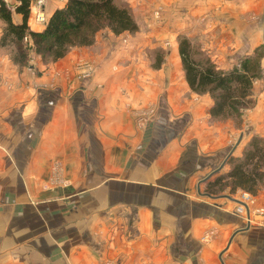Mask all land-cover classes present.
Masks as SVG:
<instances>
[{
  "label": "crops",
  "instance_id": "1",
  "mask_svg": "<svg viewBox=\"0 0 264 264\" xmlns=\"http://www.w3.org/2000/svg\"><path fill=\"white\" fill-rule=\"evenodd\" d=\"M4 1L21 23L19 1ZM66 2L47 0V16ZM191 8L204 29L172 14L165 33H202L223 69L264 43V0ZM32 14L28 25L43 30ZM4 29L0 19V75L11 82L0 78V264H264V214L238 211L241 188L207 191L233 148L242 156L264 137V79L233 143L227 119L211 118V96L185 80L178 43L153 67L144 48L162 42L139 32L124 44L125 33L101 30L36 75L5 56ZM79 59L98 62L92 77L79 78ZM255 197L264 207V184Z\"/></svg>",
  "mask_w": 264,
  "mask_h": 264
},
{
  "label": "trees",
  "instance_id": "2",
  "mask_svg": "<svg viewBox=\"0 0 264 264\" xmlns=\"http://www.w3.org/2000/svg\"><path fill=\"white\" fill-rule=\"evenodd\" d=\"M15 11L23 15L19 24L12 20V10L0 0V19L5 23L1 45L11 42L18 47L21 59L26 57L25 37L33 41L34 51L42 59L56 61L67 55L74 46L90 45L97 32L110 29L119 35L138 31V24L129 6L119 0H67L49 16L43 30H33L28 25L34 0H17ZM179 53L185 79L190 89L198 94L208 93L213 103L209 112L213 120L236 117L254 105V80L262 77L264 46L253 54L240 58L231 69L219 68L199 46L188 37L179 41ZM230 169L208 181L207 191L215 193L230 186L255 195L264 184V137L253 135L244 147L242 156L230 155L226 161Z\"/></svg>",
  "mask_w": 264,
  "mask_h": 264
},
{
  "label": "rangeland",
  "instance_id": "3",
  "mask_svg": "<svg viewBox=\"0 0 264 264\" xmlns=\"http://www.w3.org/2000/svg\"><path fill=\"white\" fill-rule=\"evenodd\" d=\"M35 1L36 0H34L32 5H34ZM119 1L125 2L129 6V8H130L138 26H139L138 31H136L134 33L125 32V34H126L125 37L123 39H121L122 43L128 44L130 39H131L130 36H136L137 33H139V32L140 33L147 32V37L149 36V39H152V41L154 43H156V42L161 43L162 42L161 45H158V46L151 48V49H150L151 44L148 42V45H146V47L144 48V51L142 50L144 52L143 55H145V57L150 60L151 65L153 67H155V66L161 67L162 64L164 62H166L167 57L169 56L170 52L172 51V49L174 47L173 44L178 43V47H179V41L182 37L190 38L196 46H199L201 49H203L207 54H209L211 59L214 61L211 54L204 48L203 44L200 41V36H202V33H197L196 37L188 36L187 32H185L180 27H178L176 29V30H178L177 32L174 31L175 33H174L173 37L171 36V34L165 33V31H168V29L166 28L167 25H166L165 21H167L168 16L170 17L172 14H174L173 17H175L176 20H179L181 17L187 18L188 19L187 21H189V23H191L190 25L193 28V31H195V32H198V31H200V29H204V27H206V25H207L206 22L208 20H207V17H204L205 13L202 14V18H200L201 17L200 16L197 19H195L194 14L192 13L194 9L191 7H192V4H196V0H177L176 1L177 6H172L171 5L172 2L169 0H129V1L128 0H119ZM6 5L8 6L7 3H6ZM32 5H31V13L33 12L32 15L34 16V9H33ZM10 6L11 5L8 6L9 9H10ZM261 9L263 10L262 7H261ZM255 15L258 17V14H255ZM33 23L36 24L37 26L39 24L44 25V26L46 25V23L45 24L38 23L34 17H33ZM169 25H170V23H169ZM208 26H209V24H208ZM170 30H171V27H170ZM103 31H111V30L110 29H103ZM158 31H162L163 35L160 36V34H156V32H158ZM262 31H263V27H261V33H263ZM168 32H171V31H168ZM149 33H151V35H148ZM24 44H25L24 48L26 49V52H27L25 58L21 59V55L19 53L18 47L13 42L9 43V45L7 44L8 47H10V49L7 48L6 49L7 53L5 52L7 55H5V53H4V55L9 58L10 62L13 65L15 64L17 66L16 67L17 71H18V69L22 71L23 69L29 68V70H32L33 72H35L36 75L42 74L43 67L48 66L49 64H51L54 61H52L50 59L44 61L41 56L37 55L34 51L33 41L30 37H27L26 39H24ZM260 45L264 46V43H262ZM260 45H258V46H260ZM257 47L254 48V50L251 54L254 53V51ZM83 60H86V59H79L76 62V66L78 65V63H80ZM238 60H237V62H238ZM86 61L92 62V64L95 67V72H94V74H95L97 71V68H98V62L90 61V60H86ZM261 63H262V68H263L262 77H260L259 79H255L254 83L257 82L258 80L262 81V79H264V56L262 58ZM181 64H182V61H181ZM236 64L237 63H234L229 69H231ZM216 65H217V63H216ZM181 66L183 68V65H181ZM219 68H221V67H219ZM225 70H227V69H225ZM77 71H78V69H77ZM183 72H184V69H183ZM93 75H91L89 77H81L79 75V71H78V76L81 80L86 79V78H90ZM177 75L179 76L180 73H177ZM184 77H185V75H184ZM0 78H1V84L9 87L11 82L7 81L6 79H5V81H3L4 80L3 75H0ZM32 79L33 78L30 77L31 81H32ZM2 81L4 83H2ZM196 94H198V93H196ZM205 94H208V93H205ZM200 95H202V94H200ZM252 107H250V108H252ZM250 108H246L242 111L243 115H242L240 122L236 117L227 118V121L229 122V124L231 125V128L233 129L232 131H237L234 135L231 136V141H233V143L238 138V135H239L238 131L245 129L244 128L245 125L243 123H244L245 118L247 117V113H249L248 112L249 110H247V109H250ZM243 192H247V191H241V193L239 194L240 199H241V195ZM248 193L253 197V204L258 206L257 198L255 197V195L251 194L250 192H248ZM258 214H260V213H258ZM99 264H113V262L102 261V263H99Z\"/></svg>",
  "mask_w": 264,
  "mask_h": 264
},
{
  "label": "built area",
  "instance_id": "4",
  "mask_svg": "<svg viewBox=\"0 0 264 264\" xmlns=\"http://www.w3.org/2000/svg\"><path fill=\"white\" fill-rule=\"evenodd\" d=\"M46 1L47 0H36L34 5H32L34 9V18L38 23L45 24L48 21V16L44 9ZM11 8L13 9L12 6H10V9ZM26 38L27 37H25V39ZM76 67L81 77H89L93 75L95 72V67L92 64V62L86 60H83L80 63H78ZM240 200H241V205L239 206L238 211L247 212L248 220H250V212L252 211V209L257 213L264 214V207L262 206L258 207L255 204H253V197L248 192H243Z\"/></svg>",
  "mask_w": 264,
  "mask_h": 264
},
{
  "label": "water",
  "instance_id": "5",
  "mask_svg": "<svg viewBox=\"0 0 264 264\" xmlns=\"http://www.w3.org/2000/svg\"><path fill=\"white\" fill-rule=\"evenodd\" d=\"M240 141V140H239ZM239 143V142H238ZM233 150H234V148L230 151V153L228 154V156H227V158L224 160V162L222 163V165H221V167L225 164V162H226V160L228 159V157L232 154V152H233ZM220 167V168H221ZM210 176V175H209ZM209 176H207V177H209Z\"/></svg>",
  "mask_w": 264,
  "mask_h": 264
}]
</instances>
